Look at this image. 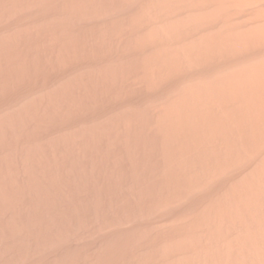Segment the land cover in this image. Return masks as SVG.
Wrapping results in <instances>:
<instances>
[{"label": "bare ground", "instance_id": "obj_1", "mask_svg": "<svg viewBox=\"0 0 264 264\" xmlns=\"http://www.w3.org/2000/svg\"><path fill=\"white\" fill-rule=\"evenodd\" d=\"M260 1L0 0V264L32 261L124 183L168 213L94 262L28 264H264Z\"/></svg>", "mask_w": 264, "mask_h": 264}, {"label": "rangeland", "instance_id": "obj_2", "mask_svg": "<svg viewBox=\"0 0 264 264\" xmlns=\"http://www.w3.org/2000/svg\"><path fill=\"white\" fill-rule=\"evenodd\" d=\"M264 0H261L258 4H256L257 7L261 6V7H264ZM55 81L53 82V84H51V86H55L57 85V80H56V84H54ZM49 86V87H51ZM7 99V98H6ZM6 101V102H5ZM3 102L0 101V106L1 107V110H0V116L3 115L5 112H8L10 110V106H11V101L10 100H5ZM127 102H123V106L125 105V107H121V106H117L115 109L114 108H108L107 110H105V113L103 114L102 117H100V119L104 118L105 116L108 117L109 114H111V116L115 115L116 113L120 112L121 111H124L125 109H129L128 106L130 105V102L129 100H126ZM4 103V104H3ZM14 103V101H13ZM7 106V108H6ZM6 108V109H5ZM114 109V110H113ZM122 109V110H121ZM3 110V111H2ZM109 110V111H108ZM118 110V111H116ZM108 111V112H107ZM115 112V113H112V112ZM89 112H87V114L85 115L84 114V124H89L91 123V119L93 120L92 116L91 118H89ZM108 115V116H107ZM105 117V118H106ZM87 118V119H86ZM76 126V125H75ZM79 126V125H77ZM76 126V127H77ZM69 127V126H68ZM70 129V128H69ZM68 129V130H69ZM71 130H72V126H71ZM61 131V130H60ZM57 133L59 134V132L54 131V133H50V134H46L47 137L46 138H49V137H52L57 135ZM126 184V183H124ZM122 184V186L119 188L120 189V192H118V195H116L117 197H111V199L109 200V203L108 204V200L107 199H103L104 200V203L103 200L100 204H98V208H97V211H93L89 216L88 218H84V224L83 225H80L79 227L77 226L76 227V222L75 221H72V224H69L70 227L74 226L73 228H67L66 232L65 230L63 231V226H57L56 227V230L57 231H63V234H62V241L60 242L59 239H57L55 236H52L51 238V241L49 243V245L47 246L48 248L50 247V250L47 248L46 251H44V253H38L33 259L32 261H40L41 259H43L44 257H46V255H50V259L49 260H52L50 262H53V259H58V258H62L63 256H68L70 254H73L75 256H77V258L79 257V255L81 254L82 256H84V254H86L85 256L88 255V259L87 262L89 261H92L94 262L95 259L98 258L97 255H99L100 253V249L103 248L102 246H104V244L109 241L110 239H115V237L117 235H119L120 233H125V232H129L131 231L133 228H142L143 224L144 226L146 225H149L151 222L153 221H158V218L160 219L161 216L163 215H166L169 211V209L171 208L172 205H169V206H166L164 208H162L163 206L159 207V209H161L159 212L155 213L154 215H149L153 212H155L157 209H147L146 208V203L148 201V198L149 196L148 195H145L143 198L142 201H140L141 199V194L136 190V188H133L130 184V186L127 184V185H124ZM126 186V187H125ZM129 186V187H128ZM147 184H145L144 188H146ZM143 188V187H142ZM143 188V189H144ZM145 190V189H144ZM125 191V192H124ZM129 191V192H128ZM124 192V193H123ZM123 193V194H122ZM131 193V194H130ZM119 194H122L120 195V198L118 197ZM128 194V195H127ZM134 194V195H133ZM145 194V192H144ZM125 198L126 196V203L125 202H121L123 200H125L123 197ZM129 196V198H128ZM147 196V197H146ZM131 197V198H130ZM101 198V197H100ZM132 199V200H131ZM90 200V201H89ZM92 200V201H91ZM107 200V201H106ZM119 200V201H118ZM129 200V201H128ZM90 202V204H93L94 206V201L92 199V196H89V199L87 200V202ZM115 201V202H114ZM117 201L119 203H117ZM128 202V203H127ZM131 202V204H130ZM146 202V203H145ZM113 203V204H112ZM134 203V204H133ZM138 203V204H137ZM180 203V202H179ZM178 203V204H179ZM118 204V205H117ZM129 204V205H128ZM101 207H100V206ZM103 205V207H102ZM126 205V206H125ZM145 205V206H144ZM106 206V207H105ZM112 206V207H111ZM118 206V207H117ZM124 206V207H123ZM129 206V207H128ZM131 206V207H130ZM137 206V207H136ZM139 206V208H138ZM121 207V208H120ZM127 207V208H126ZM148 207V206H147ZM124 208V209H123ZM131 208V209H130ZM169 208V209H168ZM99 209V210H98ZM104 209V210H103ZM166 209V210H165ZM103 210V211H102ZM117 210V211H115ZM131 210V211H130ZM127 211V213H126ZM152 211V212H150ZM165 211V213H164ZM105 212V213H104ZM115 212V213H114ZM133 212V214H132ZM141 212V213H140ZM98 213V214H96ZM104 213V215H102ZM110 213V214H108ZM119 213V214H118ZM140 213V214H139ZM161 213V214H160ZM106 214V216H105ZM113 214V215H112ZM122 214V215H121ZM139 214V215H138ZM148 214V215H147ZM118 215V216H117ZM136 215V216H135ZM142 215V216H141ZM147 215V216H146ZM96 216V217H95ZM126 216V217H124ZM160 216V217H159ZM93 217V218H92ZM135 217V218H133ZM98 218V219H97ZM119 219V222L118 219L115 220V219ZM123 218V219H122ZM87 219V221H86ZM91 219V220H90ZM112 219L114 221H112ZM140 219V220H139ZM130 220V221H129ZM148 220V221H147ZM111 221V222H110ZM116 225H115V223ZM73 223L75 225H73ZM136 225H134V224ZM141 223V224H140ZM93 224V225H92ZM113 224V225H112ZM139 224V225H138ZM162 224V221H160L159 225ZM85 225V226H84ZM89 225V226H88ZM141 225V226H140ZM151 225V224H150ZM149 225V226H150ZM83 226V227H82ZM117 226V227H116ZM59 227V229H58ZM124 227V228H123ZM82 228V229H81ZM121 228V229H120ZM71 229V230H70ZM73 229V230H72ZM88 229V230H87ZM70 231V232H69ZM91 231V232H90ZM99 231V232H98ZM105 231V232H104ZM66 232V234H65ZM78 232V233H77ZM90 232V233H89ZM97 235H95L96 233ZM112 232V233H111ZM81 233V234H80ZM100 233V234H99ZM119 233V234H118ZM65 235V236H64ZM80 236V237H79ZM99 236V237H98ZM77 237V238H76ZM64 238V239H63ZM79 238V239H78ZM95 238V239H94ZM98 238V239H96ZM55 239V240H54ZM68 239V240H67ZM86 239V240H85ZM91 239V240H90ZM66 240V241H65ZM97 240V242H96ZM54 241V242H53ZM71 241V242H70ZM58 242V243H57ZM83 242V243H82ZM100 242V243H99ZM52 243V244H51ZM79 243V244H78ZM85 243V244H84ZM96 243V244H95ZM67 244V245H66ZM69 244V245H68ZM51 245V246H50ZM57 245V246H56ZM82 245V246H81ZM85 245V246H84ZM87 245V247H86ZM91 246V247H90ZM75 248V249H74ZM89 248V249H88ZM91 248V249H90ZM46 249V248H45ZM53 250V251H52ZM72 251V252H71ZM93 251V252H92ZM69 252L68 254H65ZM71 252V253H70ZM46 253V254H45ZM98 253V254H97ZM42 254V255H41ZM44 255V256H43ZM61 255V256H60ZM63 255V256H62ZM42 256V257H41ZM92 257V258H91ZM95 258V259H94ZM48 260V261H49ZM32 261H25L27 264L32 262ZM24 262V264H26ZM82 264V262L80 263Z\"/></svg>", "mask_w": 264, "mask_h": 264}]
</instances>
